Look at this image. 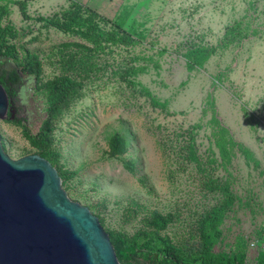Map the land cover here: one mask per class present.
Returning <instances> with one entry per match:
<instances>
[{
	"label": "rangeland",
	"instance_id": "obj_1",
	"mask_svg": "<svg viewBox=\"0 0 264 264\" xmlns=\"http://www.w3.org/2000/svg\"><path fill=\"white\" fill-rule=\"evenodd\" d=\"M122 4L110 18L72 0H0V54L38 72L22 73L21 124L0 120V143L11 160L52 152L68 197L106 232L192 262L232 186L264 189V0ZM248 23L256 35L239 34ZM62 79L72 87L37 147L26 134L38 137Z\"/></svg>",
	"mask_w": 264,
	"mask_h": 264
},
{
	"label": "water",
	"instance_id": "obj_2",
	"mask_svg": "<svg viewBox=\"0 0 264 264\" xmlns=\"http://www.w3.org/2000/svg\"><path fill=\"white\" fill-rule=\"evenodd\" d=\"M14 117L0 84V120ZM0 264H120L99 219L68 197L55 167L39 155L11 160L1 143Z\"/></svg>",
	"mask_w": 264,
	"mask_h": 264
},
{
	"label": "trees",
	"instance_id": "obj_3",
	"mask_svg": "<svg viewBox=\"0 0 264 264\" xmlns=\"http://www.w3.org/2000/svg\"><path fill=\"white\" fill-rule=\"evenodd\" d=\"M239 27L240 35H256L257 30L252 29L251 24H245L242 27L241 24H236ZM232 27H230L231 29ZM229 29V28H228ZM4 34L0 35V44L4 40ZM18 63L12 65L7 56L0 54V84L4 87L9 101L10 106L13 108L23 86L22 73H38L32 67V60L27 57L19 58L16 56ZM192 60L196 63H200L203 60V55L199 51L192 53ZM72 83L68 79H62L54 83L48 84L47 89L49 90V115L44 126L41 128L38 137L27 135L28 139L35 146H39V143L45 141L47 135L50 132V126L53 122V116L55 110L65 98L66 92L70 90ZM51 106V108H50ZM10 116V115H9ZM10 122L21 124V120H10ZM117 145L121 144L119 139L116 140ZM39 156L49 161L52 166L56 168L58 174L63 180V176L60 173L59 168L56 166L54 160V155L50 151H42ZM229 205V204H228ZM224 211L222 213H217L215 215H208L203 223V229L201 234L202 244L199 256L195 258L192 262L183 261L178 257L173 249L167 247H152L151 241L146 235L141 237H135L130 242L126 241L120 235L108 233L110 242L113 246L115 255L120 264H243L244 254L238 251L233 255H225L222 253H216L213 247L217 241L218 237V227L221 224ZM215 221L214 234L212 228H210V223ZM164 222L160 219H155V225L157 227H162ZM210 229V230H209ZM264 242V240L262 239ZM256 264H264V254H260L257 258Z\"/></svg>",
	"mask_w": 264,
	"mask_h": 264
},
{
	"label": "built area",
	"instance_id": "obj_4",
	"mask_svg": "<svg viewBox=\"0 0 264 264\" xmlns=\"http://www.w3.org/2000/svg\"><path fill=\"white\" fill-rule=\"evenodd\" d=\"M231 191L233 201L218 227L213 250L233 255L243 245V264H256L258 256L264 254V242L260 237L264 229V189L249 192L239 181Z\"/></svg>",
	"mask_w": 264,
	"mask_h": 264
},
{
	"label": "crops",
	"instance_id": "obj_5",
	"mask_svg": "<svg viewBox=\"0 0 264 264\" xmlns=\"http://www.w3.org/2000/svg\"><path fill=\"white\" fill-rule=\"evenodd\" d=\"M93 12L98 13L102 16L114 17V10L116 8H120L122 4V0H72ZM100 8L99 10L96 8ZM110 17V18H111ZM107 18V17H106Z\"/></svg>",
	"mask_w": 264,
	"mask_h": 264
}]
</instances>
